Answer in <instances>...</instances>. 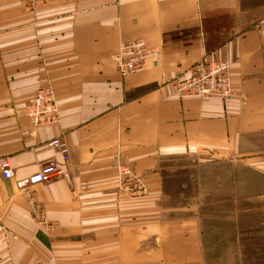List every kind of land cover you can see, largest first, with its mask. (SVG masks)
Here are the masks:
<instances>
[{"label":"crops","instance_id":"obj_1","mask_svg":"<svg viewBox=\"0 0 264 264\" xmlns=\"http://www.w3.org/2000/svg\"><path fill=\"white\" fill-rule=\"evenodd\" d=\"M138 39L161 54L122 75L112 54ZM216 49L237 95L179 96ZM46 86L62 119L34 126ZM0 157L15 178L66 170L32 197L0 183V264H264V0H0ZM170 169L195 175L193 204L167 201Z\"/></svg>","mask_w":264,"mask_h":264},{"label":"built area","instance_id":"obj_2","mask_svg":"<svg viewBox=\"0 0 264 264\" xmlns=\"http://www.w3.org/2000/svg\"><path fill=\"white\" fill-rule=\"evenodd\" d=\"M45 4L47 0H25L27 3ZM161 54L159 47L149 46L146 40L138 39L123 42L112 54L118 71L122 75L134 74L145 70L152 58ZM231 61L224 50L206 51L202 58L190 69V74L177 77L171 82L174 91L181 97L223 98L237 95L231 74ZM26 115L34 126L58 124L62 115L51 88L40 89L28 102ZM49 145L60 152L65 163L70 160V149L63 138L53 139ZM121 176L132 175L128 168L120 167ZM66 175V170L55 159L43 162L39 171L28 176L15 178L12 161L8 157H0V183L15 178L16 187L20 192L32 197L33 188L40 184L52 182L56 176Z\"/></svg>","mask_w":264,"mask_h":264},{"label":"rangeland","instance_id":"obj_3","mask_svg":"<svg viewBox=\"0 0 264 264\" xmlns=\"http://www.w3.org/2000/svg\"><path fill=\"white\" fill-rule=\"evenodd\" d=\"M24 2H25V0H22V3L27 10H34L36 8H39V6H40V5L35 4L33 2L32 3L28 2L27 5H25ZM41 7H44V4H41ZM49 88H51V86L43 87V88H41V90L42 89H49ZM51 90H52V88H51ZM53 93H54V91H53ZM54 96H55V94H54ZM55 99H56V97H55ZM180 163L182 164L184 162L182 161ZM170 170L171 171L169 172L168 189L165 192V193L168 192L167 201H169L172 204H179V202H180V204H187V205H188V203L193 204L194 201L196 200V197L198 194L197 179H196L195 175L186 174L184 172H178L177 169H170ZM61 177H63V176L58 175V176H56V178L53 181H55ZM128 177L129 176H122L124 181H125V178H128ZM133 178H135L134 175H133ZM136 185L137 186L133 187L132 191H131L134 195H141L142 196V195L147 194V192H148L147 187L140 181V179H138V181H136Z\"/></svg>","mask_w":264,"mask_h":264}]
</instances>
